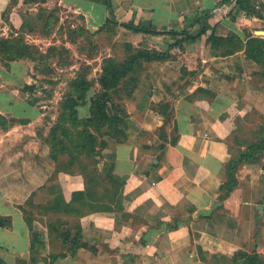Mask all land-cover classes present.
<instances>
[{
	"label": "crops",
	"instance_id": "1",
	"mask_svg": "<svg viewBox=\"0 0 264 264\" xmlns=\"http://www.w3.org/2000/svg\"><path fill=\"white\" fill-rule=\"evenodd\" d=\"M30 1L0 0V37L7 29L12 35L15 17L22 25L18 14ZM43 3L80 16L90 33L113 16L156 30L120 28L119 41L137 47L145 41L143 49L170 58L145 65L126 106V138H105L101 180L90 186L82 174L58 170L47 153L49 168L43 166L45 151L33 131L41 111L22 97L41 86L26 88L25 61L0 57L6 125H0V258L7 264H241L238 253L264 259V156L242 164L238 185L222 198L234 141L250 139L254 130V140L264 137L257 99L264 94V59L246 52L250 40L264 41V0ZM212 34H234L245 47L223 54L209 44ZM109 169L115 182L105 180ZM27 205L66 225L56 232L35 219L30 228ZM76 224L85 246L74 250L61 234L75 237Z\"/></svg>",
	"mask_w": 264,
	"mask_h": 264
},
{
	"label": "trees",
	"instance_id": "2",
	"mask_svg": "<svg viewBox=\"0 0 264 264\" xmlns=\"http://www.w3.org/2000/svg\"><path fill=\"white\" fill-rule=\"evenodd\" d=\"M106 3L111 8V0H106ZM6 19L8 20L7 17ZM50 20L48 17L46 27L53 28L54 24ZM109 26L124 28L135 34L159 35L156 30H151L132 22L121 23L113 16L100 30L93 33V38L99 36ZM82 28L83 33L90 34L84 25ZM205 33L206 28L199 36ZM172 35H178V33H172ZM185 35L186 39L191 40L189 34L186 33ZM209 44H211L213 49H221L223 54H230L245 47L234 34H230L227 39H220L212 34ZM50 51H54V49ZM128 51L130 55L125 58V62L123 63H119L113 58L105 60L97 80L99 90L92 95V98L90 96L93 85L87 73L84 71L75 73L74 77L67 83V89L60 102V124L52 129L53 136L52 140L49 141L51 144V158L58 161L61 155L67 154L69 157V164L66 167L58 168L59 166L56 163L58 170L69 173H80L85 177L90 186L93 184L98 185L99 180H101L100 162H98L100 160L96 161V159L97 157L99 159L103 157V152H100L98 148H106L107 143L105 138L111 137L118 141H123L126 138L123 130V121L127 111L126 106L133 96L134 89L139 83L145 65L151 62H163L170 58L168 52L162 53L143 48L136 49L131 44H128ZM246 52L249 58L263 62L264 41L257 39L250 40L246 44ZM0 57L7 62L28 61L39 63L41 60L47 58V54L42 53L41 48L29 45L24 36L17 32V35L12 34L8 38L0 37ZM26 88L32 89L34 86H26ZM116 94L119 96L114 100ZM163 106H165L164 103L159 104V107L156 108L159 110ZM0 121L5 124V118L1 115ZM22 123H25V121ZM70 129L76 132L72 133ZM260 131L264 132L261 129ZM231 149L233 156L227 165L228 179L226 184L222 186V191L226 194L222 195V198H226L238 185L236 174L240 166L244 163L258 162L264 156V137L263 135L259 136L251 144H237V148L233 147ZM83 159H86L88 162H83ZM110 172L111 169L106 173L105 180L108 179V182L112 183L115 181ZM81 213L83 212L79 214ZM27 222L31 228L30 220L27 219ZM57 223L58 226H56ZM57 223L52 225L50 230L58 232L56 227L60 231L63 224L66 225L65 222ZM74 230L76 233L75 237L72 238L71 231L67 230L66 232H62L61 238L64 242H71L74 250H76L79 247H84L85 244L80 241V226L76 224ZM238 256L243 258L241 264H264V259L259 255L238 253ZM0 264L7 263L0 258Z\"/></svg>",
	"mask_w": 264,
	"mask_h": 264
},
{
	"label": "rangeland",
	"instance_id": "3",
	"mask_svg": "<svg viewBox=\"0 0 264 264\" xmlns=\"http://www.w3.org/2000/svg\"><path fill=\"white\" fill-rule=\"evenodd\" d=\"M35 1L39 3H35ZM18 16L23 21L22 25L18 17H15L12 19L14 25L11 26V30L14 33H21L29 45L37 46L41 48L42 53L47 54V58L39 63L26 62L28 78L26 86L35 87L37 83L41 87H37V91L28 90L22 97L32 102L41 111L39 120L33 125V131L39 136L38 145L45 151L43 166L49 168L50 161L47 159L46 153L51 157V144L49 141L52 140V129L61 121L60 102L67 89V83L74 77L76 72H86L93 85L90 96L92 98V95L99 90L97 80L105 60L113 58L119 63L125 62V58L130 55L128 44H131V42L128 40L119 41L123 39L120 33L121 29L110 26L99 36L93 38V33L88 35L82 32L83 22L80 16L60 8L49 9L43 3V0H31L30 6L28 8L24 7V11ZM48 17L51 19V23L54 24L53 28L46 27ZM13 32L12 34H14ZM6 34H9L8 37H10V30L7 29ZM6 36L2 37L8 38ZM144 44L145 41H141L140 47L131 45L138 49L143 48ZM52 49L54 51H50ZM118 96L116 94L114 100ZM254 99L256 98L254 97ZM257 99L263 101L262 105L264 106V94H261V97ZM262 112H264V107H262ZM0 125L4 128L6 126L1 121ZM259 126L261 130H264V123ZM70 131L72 133L76 132L72 129ZM253 132H257V130L252 131V136L248 135L250 139L241 140L239 138L235 140L234 148H237V144L253 143V136L257 135ZM98 150L104 152L102 148H98ZM83 160L85 163L88 162L86 159ZM97 160L101 161L102 157L100 159L97 157ZM53 162L58 164V168L66 167L69 164V157L67 154L61 155L58 161L53 160ZM25 212L28 214L31 223L35 219L46 221L52 225L57 223L52 221L45 209L36 210L32 205H27ZM56 226H58V223ZM56 230L60 232L57 227Z\"/></svg>",
	"mask_w": 264,
	"mask_h": 264
},
{
	"label": "water",
	"instance_id": "4",
	"mask_svg": "<svg viewBox=\"0 0 264 264\" xmlns=\"http://www.w3.org/2000/svg\"><path fill=\"white\" fill-rule=\"evenodd\" d=\"M259 210L261 211V214L263 213L262 206H259Z\"/></svg>",
	"mask_w": 264,
	"mask_h": 264
}]
</instances>
